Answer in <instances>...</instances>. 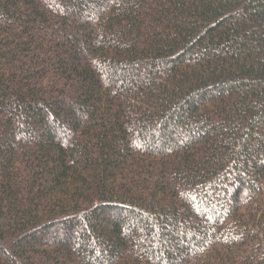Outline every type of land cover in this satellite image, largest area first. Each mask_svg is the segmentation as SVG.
Returning <instances> with one entry per match:
<instances>
[{"label": "trees", "instance_id": "trees-1", "mask_svg": "<svg viewBox=\"0 0 264 264\" xmlns=\"http://www.w3.org/2000/svg\"><path fill=\"white\" fill-rule=\"evenodd\" d=\"M0 264H264V0H0Z\"/></svg>", "mask_w": 264, "mask_h": 264}]
</instances>
